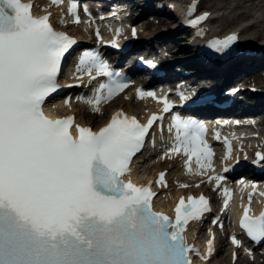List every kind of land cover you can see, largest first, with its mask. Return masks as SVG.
<instances>
[{
  "label": "snow or ice",
  "instance_id": "obj_1",
  "mask_svg": "<svg viewBox=\"0 0 264 264\" xmlns=\"http://www.w3.org/2000/svg\"><path fill=\"white\" fill-rule=\"evenodd\" d=\"M30 7L22 0H0V264H191L188 254L196 250L186 243L183 232L190 220L210 211L209 200L189 196L186 202L181 197L173 220L153 210L155 193L150 186L121 179L130 173V161L141 151L154 123L173 104L167 96L137 89V98L151 97L163 105L161 114L154 113L141 124L119 110L98 131L77 125L73 137L69 128L74 118H50L42 105L59 89L62 59L77 41L55 31L48 15L34 17ZM76 8L71 3L69 12L79 23ZM195 9L192 4L183 19L194 28L208 16L188 19ZM237 39L231 34L213 40L210 47L223 52ZM111 44L118 46L115 39ZM74 71L87 75L90 82L107 78L88 101L93 105L128 87L127 81L118 79L121 74L93 51L79 56ZM172 127L174 143L165 156L183 152L189 161L196 158L198 169L212 168L206 126L173 115ZM225 144L230 152L227 139ZM256 157V162L264 160L259 152ZM163 178L160 173L156 183ZM208 179L219 186L224 176ZM225 194L227 208L229 190ZM249 213L250 207L244 206L239 226L259 243L264 240V210L258 216ZM231 242L240 246L235 236ZM207 248L211 254L213 239Z\"/></svg>",
  "mask_w": 264,
  "mask_h": 264
},
{
  "label": "bare ground",
  "instance_id": "obj_2",
  "mask_svg": "<svg viewBox=\"0 0 264 264\" xmlns=\"http://www.w3.org/2000/svg\"><path fill=\"white\" fill-rule=\"evenodd\" d=\"M32 1L34 2V9L35 10L39 9L38 8L40 6L39 0H32ZM112 1L114 2L113 5H116L121 9H125L129 11L130 18L128 20L130 23L131 22L134 23L137 17L139 16L142 17L143 15L147 14L148 16H150L152 23L153 21H155L154 23L161 24L160 19L164 17L165 15L163 13L164 11H167V14L168 12L172 14V11H174L173 18L174 19L175 17L180 18L182 15L179 16L180 14H178V10H180L181 7L179 6V4L184 3L182 6H184V10L187 11L189 9V5L192 0H112ZM194 1H196L194 3L196 4L195 10H199L198 12L203 11L204 13L209 12L211 14L210 17H212L213 19V21L210 23L211 30L216 31L218 30V28H222L226 25V28H224L223 31H220L221 33L225 31L234 32V30H237L239 33L238 59L229 62L227 61L218 62L215 65L208 64L211 65L212 68L215 67L214 69L215 71H217L216 75L218 76L216 77L217 83L215 85V88L222 89L224 86L234 83L235 81L238 80L244 83L245 81H247L248 77L253 76L255 74L256 75L262 74V72H260L261 68L259 67V65L260 62L264 64L263 63L264 62V0H245V1L226 0L229 4L225 2L224 5H222L224 0H194ZM157 4L161 8V10L160 8L155 9V7H157ZM187 4L188 6L186 7ZM58 13L59 12L56 10L48 11V14L51 17L55 16ZM132 14H134L135 16H133ZM163 31L158 32V34H156L155 35L156 37L154 38L156 39V42L158 41V39H162V43L164 45L167 44L164 47V52L168 56H170V59L164 60L162 62L160 61V64L165 67L167 74L175 73L176 77H179V79H182L187 82H191L201 89L206 88L207 80L203 79L201 81L197 76L205 73L204 71H202V68H199L200 71L196 72L197 74L196 76L190 73L186 69V65H188V63L190 62L193 64L198 63V60L195 58L194 54L192 60L189 58L190 57L189 56L187 58V61H182L181 63L180 61L177 62L173 61L175 57H177V55L180 53L182 48H185L186 52H193L194 47H190V46H194V42L196 44L198 42V39L196 38L192 39L193 42L191 41L189 44H186L187 42L186 43L184 42V44L182 43L176 44L175 42L176 39H174V41L172 39H171L172 41H166V39L170 40L171 37L168 38V35H170L171 32L167 31L163 33ZM150 52L154 55H158L159 49L157 46L154 45L151 48ZM183 55L186 54L183 53ZM171 61L174 62V64L171 63ZM199 61H201L199 67H202L201 65L204 62V60L200 59ZM175 63H177L178 65H176ZM235 64H237V67L233 68ZM197 65H199V63ZM72 83H74V81H71L67 84H72ZM246 100H247V109L250 110L252 108L256 112L264 109V97L262 94L261 95L257 94L256 97L250 95ZM115 106L123 107L129 113H132V107H131L132 102L130 101L127 102L124 99L123 103L121 101H118ZM139 109L142 110L143 106L142 107L140 106ZM64 112L76 114L77 119L83 124H91L89 122L92 123L97 122L98 124L102 123V120L101 121L95 120V117L92 115L91 109L85 110V108L83 107L71 106L69 109H65V111H59L57 113L64 115ZM253 114H254L253 111L247 113V115H249L250 117H253L252 116ZM259 115L261 114H258V116ZM148 158H150V154L146 152H142V154L136 158L135 162L139 163V161L141 160H145L144 162H147ZM144 162L142 164L143 170H141V173H144L146 175L151 176V178H154L156 173L167 171V178L169 182L173 183L176 181V179L172 176V174L174 175L180 171L176 165V161L168 160L166 162H158L153 164H150L151 162L148 163H144ZM139 178L140 177H138V179ZM175 189L176 186L172 185L171 189H169L166 192V195L168 196L176 192ZM192 229L194 230L195 227H192ZM195 237L198 236L196 233H193V239ZM211 260L209 261L211 262ZM210 262L200 263V264H209Z\"/></svg>",
  "mask_w": 264,
  "mask_h": 264
},
{
  "label": "rangeland",
  "instance_id": "obj_3",
  "mask_svg": "<svg viewBox=\"0 0 264 264\" xmlns=\"http://www.w3.org/2000/svg\"><path fill=\"white\" fill-rule=\"evenodd\" d=\"M39 1H42V0H39ZM102 1H104V0H102ZM225 2H227V1L224 0L223 3H222V5H224ZM183 4L184 3H180L179 6H182ZM156 8H160L158 4H157V7H155V9ZM160 10H161V8H160ZM124 12H126V11H124ZM163 13L165 15H164V17H162L160 19L161 24L160 23H154L155 21H153V23H152L151 20H149V19H151L150 16L147 17L146 15H143L142 17H139L138 19L135 20V22H139L138 25L139 26L142 25L141 26L142 29H145V31H142L143 32V35L145 34V36L147 35L148 37L152 38L154 35L158 34V32H160V31H163L164 30L163 33L164 32H167V31H170L171 33H170V35H168V38H170V37L171 38H170V40H167L166 39V41H172V40L174 41V39H179L178 41H181L180 44L181 43L184 44V42H182V40L180 38V35H182L181 34V31L177 30L178 25H177L175 19L173 18L174 12L172 14H170L168 12V14H167V11H164ZM134 14H132V15L135 16ZM133 16H132V18H133ZM129 18H130V13H129L128 19ZM140 20H142V21H140ZM151 24H152V26H151ZM224 28H226V25L224 27H222V29H224ZM219 29L220 28H218V30ZM187 36L189 37V35H187ZM154 41H156L155 38H154ZM159 41H162V39H158L157 42H159ZM183 53L187 54V56H191V54H192L191 52H186L185 48H182L181 51H180V53L177 56L182 55ZM179 61L181 63V60H179ZM175 64L178 65L177 63H175ZM260 70H264V68L263 69H260ZM248 79H257L259 82H261V80L264 79V76L261 77V74H258V75L255 74L253 76L248 77ZM119 101H121L123 103V99L122 100H119ZM131 107H132V111H134V112H137L138 111L137 105H133ZM256 113H259V114L261 113V115L257 116L259 118V119L257 118L258 120H264V109L263 110H259ZM87 122H89V121H87ZM89 123H91V125H93L94 123L96 124L97 122H94V123L89 122ZM154 161L155 160L153 159V161H150L149 160V161L144 162V163L151 162L150 164H152V162H154ZM141 170H143V166L140 167L139 171H141ZM209 264H229V262H228V258H226V256L224 254H218V255H216L211 260V262ZM239 264H264V260H262V259H252V260H249V261H246V262H241Z\"/></svg>",
  "mask_w": 264,
  "mask_h": 264
},
{
  "label": "trees",
  "instance_id": "obj_4",
  "mask_svg": "<svg viewBox=\"0 0 264 264\" xmlns=\"http://www.w3.org/2000/svg\"><path fill=\"white\" fill-rule=\"evenodd\" d=\"M263 63H264V62H263ZM259 67H260L261 69H263V68H264V64H262V63L260 62Z\"/></svg>",
  "mask_w": 264,
  "mask_h": 264
}]
</instances>
